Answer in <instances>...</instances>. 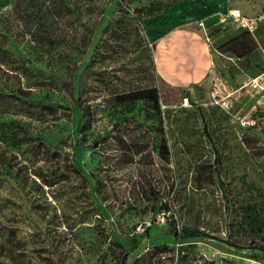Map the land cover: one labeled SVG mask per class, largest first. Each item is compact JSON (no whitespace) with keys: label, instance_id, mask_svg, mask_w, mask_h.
Returning a JSON list of instances; mask_svg holds the SVG:
<instances>
[{"label":"rangeland","instance_id":"obj_1","mask_svg":"<svg viewBox=\"0 0 264 264\" xmlns=\"http://www.w3.org/2000/svg\"><path fill=\"white\" fill-rule=\"evenodd\" d=\"M257 1L0 0V264H264V124L242 141L208 79L152 67L158 36L218 52ZM260 46L214 65L241 81Z\"/></svg>","mask_w":264,"mask_h":264},{"label":"crops","instance_id":"obj_2","mask_svg":"<svg viewBox=\"0 0 264 264\" xmlns=\"http://www.w3.org/2000/svg\"><path fill=\"white\" fill-rule=\"evenodd\" d=\"M226 1L229 2V0ZM257 2V4L255 3L256 5H245V8H251V10L245 9L244 7L232 6V4H226V7L228 12L236 11L242 15L254 16L264 10V0ZM241 8H243L246 13L243 12ZM219 19V22L223 23L219 26L220 29H222L221 32L232 34V36L238 34V31L229 26L223 17ZM210 25H212V23H209L208 27H210ZM203 29V31H195L187 28H178L167 31L156 38L153 49L154 68L157 76L163 82L172 86L188 87L194 84L199 85L204 79L209 80L207 72L210 63L219 62L218 56L223 57V55L218 53L216 49H212L210 42L207 41V37L205 36V26ZM256 38L258 48L261 49L260 43L264 41V27L261 26L259 28L256 33ZM213 44L216 45L217 48L222 42H213ZM212 50H215L216 54L212 52ZM262 53H264V50H262ZM217 71L220 72L218 68ZM260 73H264V71H258V73L253 76L246 75L245 79L241 81L233 80L223 73H221V75L226 80L230 90H237L248 78L255 77ZM234 97V104L237 108L241 109L248 108V106H251L255 102L254 96L251 95V92L246 90L237 92Z\"/></svg>","mask_w":264,"mask_h":264},{"label":"built area","instance_id":"obj_3","mask_svg":"<svg viewBox=\"0 0 264 264\" xmlns=\"http://www.w3.org/2000/svg\"><path fill=\"white\" fill-rule=\"evenodd\" d=\"M229 26L238 31L249 33L257 42L256 33L264 27V10L254 16L242 15L236 11H229L222 16ZM203 28V22L200 23ZM207 41L209 39L207 38ZM258 45V44H257ZM209 78V105L222 111L238 138H243L250 132L260 131L264 124V73L248 78L237 90H230L224 77L217 71L214 62H211L207 72ZM249 91L255 102L248 109L237 108L235 97L237 92Z\"/></svg>","mask_w":264,"mask_h":264},{"label":"trees","instance_id":"obj_4","mask_svg":"<svg viewBox=\"0 0 264 264\" xmlns=\"http://www.w3.org/2000/svg\"><path fill=\"white\" fill-rule=\"evenodd\" d=\"M121 10L124 12L123 8H121ZM108 26H109V24L104 28L103 33L107 31ZM255 45L258 46L254 37L251 36L247 32L241 31L239 34L235 35L231 39L225 41L220 46H218L217 50H218V52H220L222 54H228V55H231L233 57L241 59V58H244V57L248 56L249 54H251L255 49ZM96 49H97V47L95 48L94 52L96 51ZM87 67L88 66H86L85 69H87ZM152 67H153V70H155L153 63H152ZM149 91L151 93L154 92V90H152V89ZM142 92H144V91H142ZM142 92H133L131 94H134L133 96H135L136 93H142ZM135 99H140V98H135ZM154 101L156 103L157 99L154 98ZM255 132H257V131H255ZM258 132H260V131H258ZM248 136H249V134H246L243 138H241L242 141L246 140L248 138ZM75 172H77V170H75ZM78 173L80 174V172H78ZM163 249H167V248L164 247ZM127 257H128V252H121L117 257L115 264H126ZM170 264H173V259L171 260Z\"/></svg>","mask_w":264,"mask_h":264}]
</instances>
